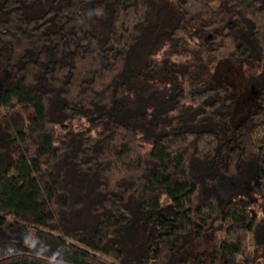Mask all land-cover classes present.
<instances>
[{
  "label": "trees",
  "instance_id": "16d2710c",
  "mask_svg": "<svg viewBox=\"0 0 264 264\" xmlns=\"http://www.w3.org/2000/svg\"><path fill=\"white\" fill-rule=\"evenodd\" d=\"M174 1L0 0V264H264V0Z\"/></svg>",
  "mask_w": 264,
  "mask_h": 264
},
{
  "label": "rangeland",
  "instance_id": "374dc122",
  "mask_svg": "<svg viewBox=\"0 0 264 264\" xmlns=\"http://www.w3.org/2000/svg\"><path fill=\"white\" fill-rule=\"evenodd\" d=\"M174 2V0H169L171 6H174ZM167 11L168 14H173L175 10L173 8H169ZM224 64L221 62L220 66L218 65L219 71L218 74H216V77L221 81H223V79L228 80L235 86V105L230 114L232 121L235 122L241 118L242 112L244 110L243 108L248 106L249 101L252 99V96L258 88V84L256 82H251V85L250 82L244 79L242 70L236 64H230L226 62ZM21 108L24 110L27 117L30 118L32 115V109L28 106H22ZM3 112L4 109L0 107V115Z\"/></svg>",
  "mask_w": 264,
  "mask_h": 264
}]
</instances>
